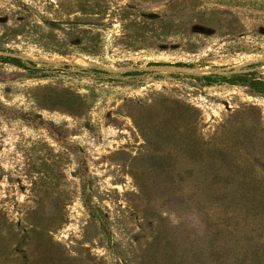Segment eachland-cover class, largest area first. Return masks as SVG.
I'll list each match as a JSON object with an SVG mask.
<instances>
[{
  "label": "rangeland",
  "instance_id": "rangeland-1",
  "mask_svg": "<svg viewBox=\"0 0 264 264\" xmlns=\"http://www.w3.org/2000/svg\"><path fill=\"white\" fill-rule=\"evenodd\" d=\"M0 50V264H264V94L201 79L264 0H0Z\"/></svg>",
  "mask_w": 264,
  "mask_h": 264
},
{
  "label": "trees",
  "instance_id": "trees-1",
  "mask_svg": "<svg viewBox=\"0 0 264 264\" xmlns=\"http://www.w3.org/2000/svg\"><path fill=\"white\" fill-rule=\"evenodd\" d=\"M2 60H9V61H15L18 62V64H22L21 59H15L12 57H0ZM2 76H0V79ZM202 80L211 82V81H224L226 83H232V84H241L246 87H249L251 91H254L256 93L264 94V75L261 73H257L256 71L248 72V73H239V74H232L230 76H224V75H213L208 74L201 77ZM20 118L24 120H31L37 124L42 125L45 127L48 132L55 138H57L60 141L67 142L68 136L65 128L61 125H57L51 122L44 121L41 117L36 116L34 113L26 112V113H20ZM85 207L90 211V213L94 216L95 214V207L90 204V202H86Z\"/></svg>",
  "mask_w": 264,
  "mask_h": 264
},
{
  "label": "water",
  "instance_id": "water-1",
  "mask_svg": "<svg viewBox=\"0 0 264 264\" xmlns=\"http://www.w3.org/2000/svg\"><path fill=\"white\" fill-rule=\"evenodd\" d=\"M0 56H6V57H18V55L14 52H8L4 50H0Z\"/></svg>",
  "mask_w": 264,
  "mask_h": 264
}]
</instances>
